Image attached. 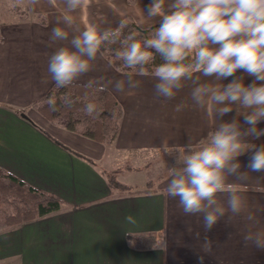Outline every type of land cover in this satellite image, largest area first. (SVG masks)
Returning a JSON list of instances; mask_svg holds the SVG:
<instances>
[{
  "label": "crops",
  "instance_id": "obj_1",
  "mask_svg": "<svg viewBox=\"0 0 264 264\" xmlns=\"http://www.w3.org/2000/svg\"><path fill=\"white\" fill-rule=\"evenodd\" d=\"M17 1L27 5V17L6 12L0 0V167L57 196L62 205L1 230L0 264H264V250L244 241L248 232L264 230V172L250 173L246 181L230 178L245 207L207 232L202 215H186L165 192L177 150L197 144L219 123L208 108L192 102L191 81L172 99L157 97L155 78L134 76L139 84L130 88L127 72L99 52L92 70L76 83L94 81L121 104L119 130L110 144L57 126L32 107L54 83L49 57L69 46L50 42L52 28L65 27L69 39L78 34L64 25V15H72L80 30L115 28L125 16L146 28L160 22L144 11L150 0H83L75 12L65 0ZM252 79L245 75L246 84ZM117 81L125 82L122 91ZM233 116L235 111L223 119ZM253 142L264 143V136ZM249 155L239 157L242 171ZM109 173L118 187L109 185ZM217 198L227 207V193ZM129 215L134 222L126 220ZM132 235L154 239L134 241Z\"/></svg>",
  "mask_w": 264,
  "mask_h": 264
},
{
  "label": "clouds",
  "instance_id": "obj_2",
  "mask_svg": "<svg viewBox=\"0 0 264 264\" xmlns=\"http://www.w3.org/2000/svg\"><path fill=\"white\" fill-rule=\"evenodd\" d=\"M65 3L69 12H75L83 0ZM144 11L148 17H159L160 23L142 39L135 31L124 35L126 19L115 28L90 25L80 30L72 15H64V25L78 34L69 39L65 27L52 28L50 42L68 41L69 46L58 47L49 57L48 73L56 89L76 86L92 70L103 46L120 45L115 56L129 70L128 87L138 86L134 76H151L157 81V97L172 99L185 81H191L192 102L208 108L219 123L197 144L187 143L177 150L165 192L178 199L186 215H202L207 232L227 213L239 215L245 207L243 195L230 178L246 181L250 173L264 172V143L253 142L264 136V128L259 127L264 122V0H150ZM157 57L161 63L149 70ZM245 75L253 78L250 83H245ZM201 77L218 83L201 82ZM124 86V81L115 85L117 91ZM82 87L105 90L91 80ZM61 102L66 108L75 104L70 95ZM46 104L49 111H59L55 95ZM80 110L92 118L100 115L91 101ZM233 111L235 116L223 119ZM249 153L247 170L242 171L239 157ZM222 193H227V207L217 198ZM248 219L259 223L258 218ZM126 220L134 222L131 215ZM244 241L246 246L264 250V230L248 232ZM205 243L212 244L207 237Z\"/></svg>",
  "mask_w": 264,
  "mask_h": 264
},
{
  "label": "trees",
  "instance_id": "obj_3",
  "mask_svg": "<svg viewBox=\"0 0 264 264\" xmlns=\"http://www.w3.org/2000/svg\"><path fill=\"white\" fill-rule=\"evenodd\" d=\"M1 6L6 12L18 14L23 18L28 15L27 5H21L17 0H2ZM123 19L128 21V27L124 29V35L135 31L138 33L139 39L149 36L160 23L142 28L131 16H125ZM40 21H44L42 16ZM119 47L120 45L103 46L100 53L111 62L116 70L128 72L129 70L122 67V61L115 56V50ZM159 63L161 61L157 57L154 64L149 65V70ZM82 85L84 84L76 83V86L56 89L53 83L40 98L33 102L32 107L57 126L98 142L110 144L119 130V121L123 112L121 104L105 87L102 92H94L91 89L82 87ZM52 95H55L57 99V107L59 108L57 112L49 111L46 104L47 98ZM65 95H70L75 100V104L71 108H66L61 102V98ZM89 101L96 103L98 106L100 115L96 118L89 117L80 110ZM107 176L110 186L111 184L116 187L119 186V182L115 180L113 175L109 173ZM146 190L148 189L143 191ZM61 205L62 201L57 196L33 187L0 167V231L29 220L41 218L58 210ZM140 236L132 235L131 238L134 241L137 238L154 239V235Z\"/></svg>",
  "mask_w": 264,
  "mask_h": 264
}]
</instances>
